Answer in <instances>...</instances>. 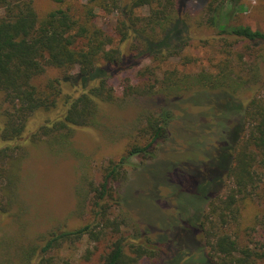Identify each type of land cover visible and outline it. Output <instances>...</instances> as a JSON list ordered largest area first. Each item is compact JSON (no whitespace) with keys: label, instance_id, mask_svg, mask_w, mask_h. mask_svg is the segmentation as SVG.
Returning <instances> with one entry per match:
<instances>
[{"label":"trees","instance_id":"1","mask_svg":"<svg viewBox=\"0 0 264 264\" xmlns=\"http://www.w3.org/2000/svg\"><path fill=\"white\" fill-rule=\"evenodd\" d=\"M54 1L59 7L40 16L33 0H0V217L17 216L16 209L21 210L20 164L27 142L62 144L79 128H99L104 106L118 99L110 79L114 71L123 69L120 67L127 56L131 60H182L189 43L190 25L181 14L183 0H83L82 10L64 7L68 0ZM237 3L239 0H207L209 21L222 34L232 35L237 43L246 41L252 48L264 42V31L228 23ZM102 12L115 14L112 30L99 24L97 18ZM124 44H129L130 55L124 52ZM227 45L217 71L180 74L178 68H172L157 77L158 71L149 68L143 84H132L127 79L125 93L173 98L204 90L233 103L231 108L226 104L220 108L225 115L244 111L240 126L222 121L218 144L209 155L211 164L209 168L201 164L205 171L195 191L202 193L199 196L204 200L214 188L211 185L225 173L226 190L210 198L206 210L198 207L192 218L204 240L200 248L206 259L203 261L264 264V242L241 244L228 232V226L240 218L244 200L255 195L264 199V98L255 95L244 104L233 96L251 79L259 78V62L246 60L244 53ZM192 61L188 56L184 63ZM244 68L253 74L242 75ZM49 69L59 74L45 79ZM230 90L233 95H229ZM173 119L168 107L148 112L141 129L143 140L129 146L121 158L105 164L102 180L88 179L87 190L82 179L76 190L75 213L83 215V208L88 206L89 222L74 227L59 222L14 245L3 239L0 264H73L64 251L76 243L85 238L99 242L122 234L127 221L116 211L120 202L116 184L126 173L125 165L131 157L155 155L167 139ZM33 121L35 127L31 126ZM191 234L195 235L193 231ZM145 256L158 259L160 251L151 242H127L119 236L110 239L102 264H140Z\"/></svg>","mask_w":264,"mask_h":264},{"label":"rangeland","instance_id":"2","mask_svg":"<svg viewBox=\"0 0 264 264\" xmlns=\"http://www.w3.org/2000/svg\"><path fill=\"white\" fill-rule=\"evenodd\" d=\"M33 1L40 16L59 7L54 0ZM83 2L68 0L64 7L82 10ZM181 12L190 25L189 43L182 60L172 58L159 62L151 57H134L131 60L127 56L120 67L123 69L114 71L110 79L118 99L116 103L104 106L99 128H79L62 144L27 142L26 155L20 164L21 210L16 209L17 216L0 217V253L3 239L14 245L46 232L59 222L71 227L89 222L88 206L83 208V215L75 213L76 190L82 179L84 190H87L88 179L102 180L105 164L111 159L121 158L129 146L143 140L141 129L148 112H159L168 107L174 119L169 125L167 139L158 146L152 158L131 157L125 165L126 173L116 184L120 194L116 211L126 219L127 224L122 234L110 239L124 236L127 242L153 243L160 251V257L145 256L140 264H208L200 254L204 240L199 225L192 217L198 207L199 210H206L210 198L226 190L227 175L225 173L215 185L212 184L214 188L201 200L203 196L199 195L202 193L195 191L199 176L205 171L201 164L208 168L211 164L209 155L213 154L212 148L218 144L222 121L238 126L244 118V111L234 110L225 115L220 108L224 107L223 104L231 108L233 103L228 100L223 102L218 95L215 97L204 90L168 98L163 94L127 95L125 86L127 79L132 84H143L148 78L149 68L158 71L157 77L172 68H178L180 74L217 71L224 56L223 50L228 49L227 43H230L231 48L246 55V60L259 62V78L251 79L241 92H227L246 104L252 96L264 98V42L248 48L246 41L237 43L232 35L222 34L209 21L207 0H183ZM97 19L104 28L112 30L115 14L102 12ZM228 23L250 25L264 31V0H239ZM123 50L130 55L129 44H124ZM188 56L193 61L185 64ZM131 63H134L133 66L124 69ZM141 71L146 75H142ZM243 71L242 75L253 74H248L246 68ZM58 74L55 69H49L44 78ZM31 126H36L35 121ZM210 179L207 177V180ZM240 206V218L228 226V232L241 244L255 246L263 243L264 199L255 195L244 200ZM192 231L195 235L190 236ZM110 239L90 242L85 238L65 250L64 254L72 257L73 264H102Z\"/></svg>","mask_w":264,"mask_h":264}]
</instances>
